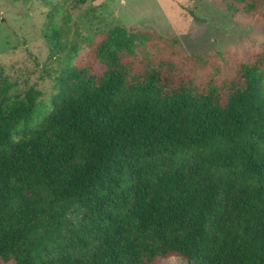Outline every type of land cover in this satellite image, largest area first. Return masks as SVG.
Masks as SVG:
<instances>
[{
	"label": "trees",
	"instance_id": "trees-1",
	"mask_svg": "<svg viewBox=\"0 0 264 264\" xmlns=\"http://www.w3.org/2000/svg\"><path fill=\"white\" fill-rule=\"evenodd\" d=\"M206 1L264 31V0ZM91 45L49 105L0 88V264H264V40L198 76L144 32Z\"/></svg>",
	"mask_w": 264,
	"mask_h": 264
},
{
	"label": "rangeland",
	"instance_id": "rangeland-1",
	"mask_svg": "<svg viewBox=\"0 0 264 264\" xmlns=\"http://www.w3.org/2000/svg\"><path fill=\"white\" fill-rule=\"evenodd\" d=\"M186 8L205 23H197ZM53 27L66 46L59 54L46 37ZM117 27L146 33L160 46L158 57L196 76L204 61L233 69L235 58L264 40V31H243L206 0H0V88L5 81L14 85L12 93L34 87L49 105L67 63L87 58L91 44ZM159 264L185 263L170 258Z\"/></svg>",
	"mask_w": 264,
	"mask_h": 264
}]
</instances>
